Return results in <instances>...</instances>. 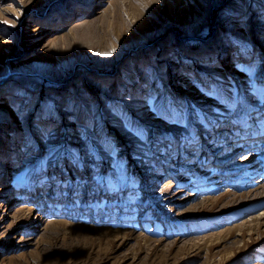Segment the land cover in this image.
<instances>
[{
	"label": "rangeland",
	"instance_id": "374dc122",
	"mask_svg": "<svg viewBox=\"0 0 264 264\" xmlns=\"http://www.w3.org/2000/svg\"><path fill=\"white\" fill-rule=\"evenodd\" d=\"M0 264H264V0H0Z\"/></svg>",
	"mask_w": 264,
	"mask_h": 264
},
{
	"label": "bare ground",
	"instance_id": "6f19581e",
	"mask_svg": "<svg viewBox=\"0 0 264 264\" xmlns=\"http://www.w3.org/2000/svg\"><path fill=\"white\" fill-rule=\"evenodd\" d=\"M7 107L6 106H4L2 109H6ZM249 158H250V156H249ZM247 159V158H246ZM246 159H243V161H245ZM244 162H241L240 164H243Z\"/></svg>",
	"mask_w": 264,
	"mask_h": 264
}]
</instances>
